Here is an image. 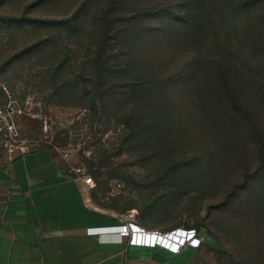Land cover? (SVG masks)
I'll return each mask as SVG.
<instances>
[{
  "label": "trees",
  "instance_id": "trees-1",
  "mask_svg": "<svg viewBox=\"0 0 264 264\" xmlns=\"http://www.w3.org/2000/svg\"><path fill=\"white\" fill-rule=\"evenodd\" d=\"M22 16L0 17L5 37L45 27L77 41L75 71L53 35L25 50L47 60L44 82L65 102L122 125V146L158 141L160 149L169 138L173 150H236L253 142L260 165L251 177L264 182V0H81L62 20ZM22 53L1 45L0 65ZM201 156L180 162L197 167ZM186 229L204 244L197 228Z\"/></svg>",
  "mask_w": 264,
  "mask_h": 264
},
{
  "label": "rangeland",
  "instance_id": "rangeland-1",
  "mask_svg": "<svg viewBox=\"0 0 264 264\" xmlns=\"http://www.w3.org/2000/svg\"><path fill=\"white\" fill-rule=\"evenodd\" d=\"M80 2L0 0V17L62 20ZM9 32L5 37L0 31V46L23 55L10 65H0V83L26 113L33 114H25L19 122L26 145L60 152L69 168L89 169L94 179L90 189L99 207L118 216L134 212L136 221L148 230L197 228L204 234V244L191 264H264V182L251 177L260 165L257 145L245 142L236 150H190L185 144L184 150H173L171 139L164 138L160 149L158 141L143 145V150L122 146L117 136L122 125L112 117L95 118L75 101L65 102L61 89L54 92L44 82L47 60L25 50L32 42L53 35L58 50L69 54L75 71L83 56L77 41L66 38L63 30L45 27L37 30V36L30 28ZM169 125L174 124L169 121ZM204 141L210 148L211 138ZM194 154H202L197 167L184 168L180 161L192 162ZM248 176L245 187L242 182Z\"/></svg>",
  "mask_w": 264,
  "mask_h": 264
},
{
  "label": "crops",
  "instance_id": "crops-1",
  "mask_svg": "<svg viewBox=\"0 0 264 264\" xmlns=\"http://www.w3.org/2000/svg\"><path fill=\"white\" fill-rule=\"evenodd\" d=\"M17 155L0 162V264L192 263L194 248L172 253L89 234L118 214L96 204L60 152L35 144Z\"/></svg>",
  "mask_w": 264,
  "mask_h": 264
},
{
  "label": "built area",
  "instance_id": "built-area-1",
  "mask_svg": "<svg viewBox=\"0 0 264 264\" xmlns=\"http://www.w3.org/2000/svg\"><path fill=\"white\" fill-rule=\"evenodd\" d=\"M25 114L28 116L33 115L31 112L26 113L24 107L13 99L4 85L0 83V162L13 160L20 155H17L18 152H22V148L26 145V142L21 138L19 130V119ZM70 170L75 174L78 180L82 181L85 187L91 188L93 186L94 179L85 167H71ZM178 231H182L185 235L187 234V237L185 238L184 236L183 238H185V241L179 244L175 242L178 246L176 250L162 245L158 240L150 244L144 242V239L148 238L150 235L171 240L167 238V236L174 235V237H179V235L175 234ZM88 233L96 236H116L119 242L123 238H127L130 245L148 247L158 246L172 253H179L184 247L197 249L201 246L203 240L195 229L178 228L165 233L159 230H148L136 221L134 212L120 214L116 224L90 228L88 229Z\"/></svg>",
  "mask_w": 264,
  "mask_h": 264
},
{
  "label": "bare ground",
  "instance_id": "bare-ground-1",
  "mask_svg": "<svg viewBox=\"0 0 264 264\" xmlns=\"http://www.w3.org/2000/svg\"><path fill=\"white\" fill-rule=\"evenodd\" d=\"M175 234L179 235V237H174V235H168L167 236V238H170L171 240H167V239H164L162 237L159 238L158 236L154 237V235H150L148 238L144 239V242L150 244V243L158 240L159 243H161L162 245H164V246H166L172 250H176L178 248L177 244L181 243L182 241H185L187 234L185 235L182 231H178ZM184 236H185V238H183ZM175 242H177V244Z\"/></svg>",
  "mask_w": 264,
  "mask_h": 264
}]
</instances>
